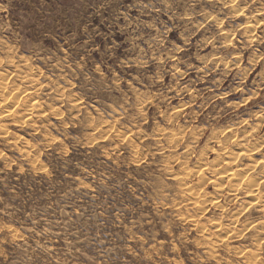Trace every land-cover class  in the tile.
I'll return each mask as SVG.
<instances>
[{"label":"clouds","instance_id":"1","mask_svg":"<svg viewBox=\"0 0 264 264\" xmlns=\"http://www.w3.org/2000/svg\"><path fill=\"white\" fill-rule=\"evenodd\" d=\"M0 264H264V0H0Z\"/></svg>","mask_w":264,"mask_h":264}]
</instances>
